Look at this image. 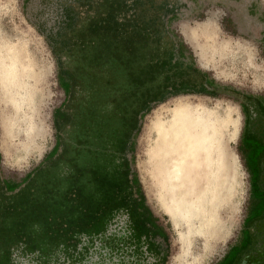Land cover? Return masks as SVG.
<instances>
[{"label": "rangeland", "instance_id": "rangeland-1", "mask_svg": "<svg viewBox=\"0 0 264 264\" xmlns=\"http://www.w3.org/2000/svg\"><path fill=\"white\" fill-rule=\"evenodd\" d=\"M109 7L118 20L157 18L164 39L139 47L133 56L122 49L120 39L112 40L111 50H103L101 60L90 63L108 39L103 41V34H91L88 28ZM206 24L212 25L211 34H195ZM173 34L186 50H177ZM17 45L24 47L33 100L16 112L0 81V180L19 183L46 162L57 141L55 110L62 104L73 111L95 100L109 109L111 88L128 87L124 103L135 112L146 95L151 98L170 86L159 101L139 112L131 149L126 151L141 197L165 232L166 241H159L162 257L136 263L110 257L109 250L96 245L82 264H264V149L257 142L264 147V0H0V67L11 60L5 49L15 50ZM119 53L130 67L110 56ZM152 53L169 66L150 81L149 75L137 72L148 70ZM229 113L232 119L217 130L219 150L230 162L225 163L230 171L229 202L221 215L228 232L209 242L190 234L187 224H174L163 203L155 155L162 156L163 133L175 144L184 140L183 133H198L201 117L218 114L222 122ZM63 148L61 143L58 156ZM15 264L39 263L19 256Z\"/></svg>", "mask_w": 264, "mask_h": 264}, {"label": "trees", "instance_id": "trees-1", "mask_svg": "<svg viewBox=\"0 0 264 264\" xmlns=\"http://www.w3.org/2000/svg\"><path fill=\"white\" fill-rule=\"evenodd\" d=\"M112 14L109 7L88 28L91 34H103V41L108 39L90 63L101 60L103 50H111L112 40L120 39L122 49L133 56L139 47L158 45L164 39L163 24L157 18L118 20ZM172 37L178 51L187 49L176 34ZM110 56L118 64L131 66L120 53ZM166 66L169 61L152 53L148 70L143 72V68L137 74L149 75L153 81ZM193 72L201 75L198 70ZM134 73L131 70L130 76ZM145 80L134 86L135 91ZM62 84L67 88L69 83ZM162 88L151 98L146 95L135 112L128 111L124 103L131 91L128 87L111 88L109 109L87 100L73 111L64 110V104L55 110L57 141L46 162L19 183L0 180V264H15L19 256L31 257L39 264H82L96 245L109 250L110 257L136 263L162 257L159 241H166L165 232L141 197L138 178L126 158L139 112L159 101L170 86ZM61 143L63 154L58 156Z\"/></svg>", "mask_w": 264, "mask_h": 264}, {"label": "bare ground", "instance_id": "bare-ground-1", "mask_svg": "<svg viewBox=\"0 0 264 264\" xmlns=\"http://www.w3.org/2000/svg\"><path fill=\"white\" fill-rule=\"evenodd\" d=\"M212 30V25L206 24L195 34L208 35ZM17 46L15 50L5 49L11 60H6V65L1 62L0 67L1 84L16 112L21 109L20 105H31L33 100V91L27 85L31 76L25 59H22L24 47ZM7 54L3 55V62ZM232 116L230 113L225 115L222 122H219L218 114L203 116L198 133H183L184 140L180 142L179 138L175 144L168 138V133H163L159 147L162 156L155 155L160 162L163 203L174 224H187L190 234L205 236L209 242L228 232L221 215L226 213L229 202L230 171L225 163L230 162L229 159L225 162V153L219 150L217 130ZM231 123L233 125V121Z\"/></svg>", "mask_w": 264, "mask_h": 264}, {"label": "flooded vegetation", "instance_id": "flooded-vegetation-1", "mask_svg": "<svg viewBox=\"0 0 264 264\" xmlns=\"http://www.w3.org/2000/svg\"><path fill=\"white\" fill-rule=\"evenodd\" d=\"M259 144H260V146L264 149V147L262 146V144H261V142H259V141H257ZM258 145V144H257ZM253 151H254V149H253ZM263 181V180H262Z\"/></svg>", "mask_w": 264, "mask_h": 264}, {"label": "crops", "instance_id": "crops-1", "mask_svg": "<svg viewBox=\"0 0 264 264\" xmlns=\"http://www.w3.org/2000/svg\"><path fill=\"white\" fill-rule=\"evenodd\" d=\"M212 29H213V27H212ZM213 31V30H212ZM199 34H200V36H202V35H205L204 33H202V32H199Z\"/></svg>", "mask_w": 264, "mask_h": 264}, {"label": "water", "instance_id": "water-1", "mask_svg": "<svg viewBox=\"0 0 264 264\" xmlns=\"http://www.w3.org/2000/svg\"><path fill=\"white\" fill-rule=\"evenodd\" d=\"M243 264V263H242Z\"/></svg>", "mask_w": 264, "mask_h": 264}]
</instances>
